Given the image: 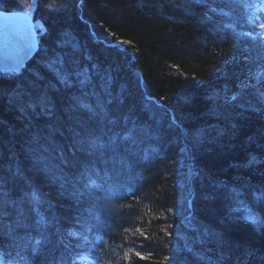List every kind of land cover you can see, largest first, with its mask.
Returning <instances> with one entry per match:
<instances>
[{
  "label": "trees",
  "instance_id": "trees-1",
  "mask_svg": "<svg viewBox=\"0 0 264 264\" xmlns=\"http://www.w3.org/2000/svg\"><path fill=\"white\" fill-rule=\"evenodd\" d=\"M0 9V264H264V0Z\"/></svg>",
  "mask_w": 264,
  "mask_h": 264
},
{
  "label": "water",
  "instance_id": "water-1",
  "mask_svg": "<svg viewBox=\"0 0 264 264\" xmlns=\"http://www.w3.org/2000/svg\"><path fill=\"white\" fill-rule=\"evenodd\" d=\"M37 49L33 18L21 11L0 9V71H20Z\"/></svg>",
  "mask_w": 264,
  "mask_h": 264
},
{
  "label": "rangeland",
  "instance_id": "rangeland-1",
  "mask_svg": "<svg viewBox=\"0 0 264 264\" xmlns=\"http://www.w3.org/2000/svg\"><path fill=\"white\" fill-rule=\"evenodd\" d=\"M254 16H253V19H254V22L259 26L261 27L262 31H263V34H264V12L261 11V10H256L254 11Z\"/></svg>",
  "mask_w": 264,
  "mask_h": 264
},
{
  "label": "snow or ice",
  "instance_id": "snow-or-ice-1",
  "mask_svg": "<svg viewBox=\"0 0 264 264\" xmlns=\"http://www.w3.org/2000/svg\"><path fill=\"white\" fill-rule=\"evenodd\" d=\"M43 104H44V106H45V109L47 110L48 101H47V100H44V101H43ZM137 255H139V253H137Z\"/></svg>",
  "mask_w": 264,
  "mask_h": 264
}]
</instances>
